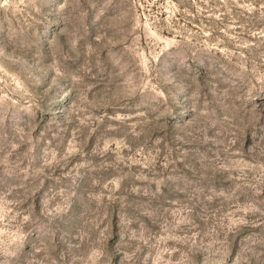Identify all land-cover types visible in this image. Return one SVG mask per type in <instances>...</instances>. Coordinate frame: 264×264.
Returning a JSON list of instances; mask_svg holds the SVG:
<instances>
[{
  "label": "rangeland",
  "instance_id": "1",
  "mask_svg": "<svg viewBox=\"0 0 264 264\" xmlns=\"http://www.w3.org/2000/svg\"><path fill=\"white\" fill-rule=\"evenodd\" d=\"M0 264H264V0H0Z\"/></svg>",
  "mask_w": 264,
  "mask_h": 264
}]
</instances>
